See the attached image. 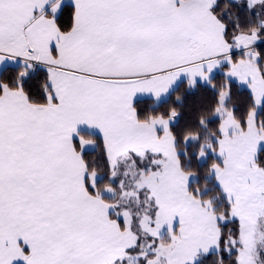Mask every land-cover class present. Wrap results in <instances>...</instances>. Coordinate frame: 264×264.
Listing matches in <instances>:
<instances>
[{
	"label": "snow or ice",
	"instance_id": "6c2138e0",
	"mask_svg": "<svg viewBox=\"0 0 264 264\" xmlns=\"http://www.w3.org/2000/svg\"><path fill=\"white\" fill-rule=\"evenodd\" d=\"M0 264H264V0H0Z\"/></svg>",
	"mask_w": 264,
	"mask_h": 264
}]
</instances>
